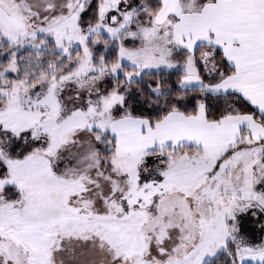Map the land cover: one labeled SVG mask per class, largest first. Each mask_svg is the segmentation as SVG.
Wrapping results in <instances>:
<instances>
[{"label": "snow or ice", "instance_id": "snow-or-ice-1", "mask_svg": "<svg viewBox=\"0 0 264 264\" xmlns=\"http://www.w3.org/2000/svg\"><path fill=\"white\" fill-rule=\"evenodd\" d=\"M0 264H264V0H0Z\"/></svg>", "mask_w": 264, "mask_h": 264}]
</instances>
